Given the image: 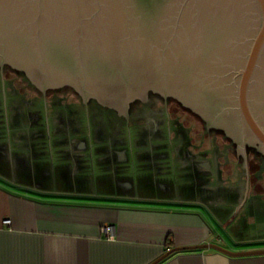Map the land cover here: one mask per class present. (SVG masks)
Here are the masks:
<instances>
[{"label": "crops", "instance_id": "crops-1", "mask_svg": "<svg viewBox=\"0 0 264 264\" xmlns=\"http://www.w3.org/2000/svg\"><path fill=\"white\" fill-rule=\"evenodd\" d=\"M26 79L0 75V264H149L201 244L264 249V171L223 226L244 191L229 143L188 138L187 117L173 116L176 125L157 108L129 118L74 91L44 101ZM160 264H264V254L207 247Z\"/></svg>", "mask_w": 264, "mask_h": 264}, {"label": "water", "instance_id": "water-1", "mask_svg": "<svg viewBox=\"0 0 264 264\" xmlns=\"http://www.w3.org/2000/svg\"><path fill=\"white\" fill-rule=\"evenodd\" d=\"M0 65L126 117L149 91L264 152V0H0ZM207 131V130H206ZM247 182L233 215L245 200ZM173 247L149 264L181 250Z\"/></svg>", "mask_w": 264, "mask_h": 264}, {"label": "flooded vegetation", "instance_id": "flooded-vegetation-1", "mask_svg": "<svg viewBox=\"0 0 264 264\" xmlns=\"http://www.w3.org/2000/svg\"><path fill=\"white\" fill-rule=\"evenodd\" d=\"M0 75L3 77V79L9 75H13L14 77L21 76V78L26 79L23 73L9 67L8 65H0ZM27 84H29L28 86L29 88L34 89L38 93H41L44 101L45 99L48 98V96L52 92H59V91L73 92V90L69 87H61V88L47 89L45 91H41L30 82ZM90 103H92L91 100L87 101L86 103L87 106H89ZM128 108L129 109L127 116L129 118L132 116V114L139 112V110L143 108H150V109L157 108L158 110H163L167 119H172L173 116L180 118L184 116L187 117L188 121L186 122L183 121L182 124H180V126L182 128L181 130L184 133H187L188 138H191L190 132H192L194 136H196V138L201 137L204 139L205 137H208L210 139H216L217 137H220L221 140H224L230 144L228 151L235 158L234 161L235 162L238 160L241 161L242 168L246 173V182H247L246 189H248L247 192L249 191V189H251V187L257 188V186L258 187L262 186L261 184L262 180H260L259 183H257L256 180H253V174L255 172L264 171V152H262V150L257 145L250 146L246 144L245 155H243L238 142L234 140L232 137L227 136L222 129L209 127L208 123L200 115L192 111L189 107L184 106L181 102H179L178 100L172 97L169 96L164 97L156 92L149 91L146 97L144 98V100H140V99L134 100L130 103ZM173 121H175L176 125H179L178 121L176 120Z\"/></svg>", "mask_w": 264, "mask_h": 264}, {"label": "built area", "instance_id": "built-area-1", "mask_svg": "<svg viewBox=\"0 0 264 264\" xmlns=\"http://www.w3.org/2000/svg\"><path fill=\"white\" fill-rule=\"evenodd\" d=\"M4 224L8 225L9 224V220L6 219L4 220ZM101 233L103 236H105L108 239H112L113 238V232H112V228L109 225H103L101 228Z\"/></svg>", "mask_w": 264, "mask_h": 264}, {"label": "trees", "instance_id": "trees-1", "mask_svg": "<svg viewBox=\"0 0 264 264\" xmlns=\"http://www.w3.org/2000/svg\"><path fill=\"white\" fill-rule=\"evenodd\" d=\"M176 252H174V253H172V254H170L169 256H167L166 258H164L163 260H161L159 263H157V264H160V263H162L163 261H165L167 258H169L171 255H173V254H175Z\"/></svg>", "mask_w": 264, "mask_h": 264}, {"label": "rangeland", "instance_id": "rangeland-1", "mask_svg": "<svg viewBox=\"0 0 264 264\" xmlns=\"http://www.w3.org/2000/svg\"><path fill=\"white\" fill-rule=\"evenodd\" d=\"M205 135H208V134H205ZM238 163L241 165V161H238ZM240 165H239V168H240Z\"/></svg>", "mask_w": 264, "mask_h": 264}]
</instances>
